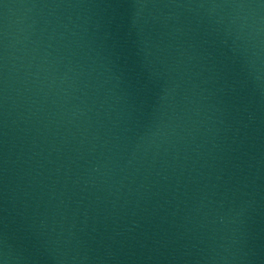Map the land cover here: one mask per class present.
Here are the masks:
<instances>
[{
  "label": "water",
  "instance_id": "water-1",
  "mask_svg": "<svg viewBox=\"0 0 264 264\" xmlns=\"http://www.w3.org/2000/svg\"><path fill=\"white\" fill-rule=\"evenodd\" d=\"M0 264H213L52 0H0Z\"/></svg>",
  "mask_w": 264,
  "mask_h": 264
}]
</instances>
